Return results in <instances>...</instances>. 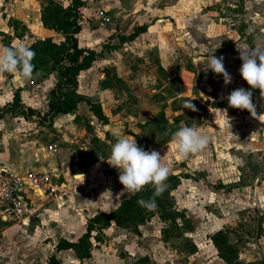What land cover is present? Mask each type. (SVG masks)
<instances>
[{"label":"rangeland","instance_id":"374dc122","mask_svg":"<svg viewBox=\"0 0 264 264\" xmlns=\"http://www.w3.org/2000/svg\"><path fill=\"white\" fill-rule=\"evenodd\" d=\"M5 1L18 19L7 18V12L0 14V46L23 44L28 48L37 41L35 38L45 34L40 21H36L38 13L71 0ZM99 11L111 16L109 38L115 39L116 44L122 45L138 36L135 32L143 31L142 28L146 35L152 25L151 34L160 38L164 44L161 46L171 47L168 73L161 69L158 60L129 53L133 73L128 72L132 80L128 88H133V93L130 89L125 92L127 85L113 68L98 71L102 76L97 86L88 82L85 74L81 80L83 88L88 90L96 87L117 90L114 96L117 101L113 105L108 100L105 103L111 119L117 114L120 120L142 115L143 124L132 123L130 128L125 122L113 134L134 137L145 151L159 152L163 157L161 163L170 169L169 176H179L177 188L169 191L167 199L168 208L177 212L178 218L174 223L163 220L158 207L150 210V214L140 205L144 210L130 215L127 230L114 224L108 228L102 224L94 226L88 258L78 259L72 250L57 252L59 241H76L95 215L114 212L133 194L123 190L119 171L99 159L73 180L68 175L74 171L68 169L61 183L68 181L69 188L82 181V175L88 177L81 192L70 196L63 206H57L54 201L45 204L43 208L52 211L48 213L52 222L46 224L49 217L40 210L43 230L36 229L35 222L29 228L12 222L0 228V264H46L50 256L59 264H224L210 241L217 231L228 233L230 241L237 246L238 264H264V99L259 89L252 90L258 119L247 110L229 107L226 99L234 89L250 90L239 74L242 61L238 50L264 48V0H106L104 5L88 0L78 11V21L83 32L86 30L77 37L82 47L89 37L88 31L100 27L95 19ZM23 14L39 28L24 23ZM58 39L53 33L52 40ZM147 41L145 38L143 44ZM212 55L224 58V67L232 77L227 86L222 75L211 70L205 73L199 64ZM149 65L157 69L154 74L138 72ZM54 73L58 78L56 72L45 70L22 81L25 88H48L55 84V77H49ZM45 77L50 82L41 87ZM20 81L4 73L0 75V88H18ZM182 88L187 89L186 93ZM121 92L126 93L122 99ZM41 93L44 95L45 89ZM189 100L197 111L184 107ZM7 122H0V145L15 167L30 166L36 170L34 162L41 154L8 139L19 131L14 132L15 126ZM74 123L76 129L68 117H59L51 121L50 127L35 119L25 126L38 129L50 139L52 145L48 147L66 150L72 165L78 166V160L86 154L107 159L117 138L100 127L94 131L89 120L78 116ZM42 125L44 128L40 129ZM184 126H195L208 136L209 143L204 150L179 159L171 136Z\"/></svg>","mask_w":264,"mask_h":264},{"label":"crops","instance_id":"0c3cea01","mask_svg":"<svg viewBox=\"0 0 264 264\" xmlns=\"http://www.w3.org/2000/svg\"><path fill=\"white\" fill-rule=\"evenodd\" d=\"M105 1L106 0H95L92 2H94V4L103 3L104 5ZM0 3H1L0 4V14L7 12V18L12 17L15 19L16 17L13 15L14 11L12 12L11 10H9V8H7L8 2H6L5 0H1ZM70 3L65 4V5L59 3L58 5L66 9L67 7H69ZM38 17L39 19L41 18V12L38 13ZM21 18H22V21H24V23L32 25L35 28H39L38 25L32 24L33 22L30 21V18L27 14H23ZM39 19L36 21L37 22L40 21V25H41L40 29L43 30V33L45 34L44 36L40 35V37L35 38L37 39V41L38 40L43 41L45 39L52 40L53 33H56V36L59 37L58 40H52L54 43L59 44L60 42L63 41V35L61 33L55 32L54 30L47 29L46 27L43 26L41 20ZM95 19L97 20V15ZM1 20H4V19L1 17ZM111 24L108 26H101L99 24L100 27L98 29L96 30L93 29V30L88 31L89 37H87L84 40L83 47L85 48H83L80 45L81 40L80 42L78 41L79 48L93 50L95 52H101V54L95 58L94 64L90 69L83 71L79 74L77 94L88 99L92 103L99 104L101 108L103 109L104 116L107 118V121H108L107 124L103 126L98 124V122L96 121L97 119H95V117H93V115L91 114L89 107L83 102L77 105L76 110L72 114L58 115L54 119L59 118V117H68L72 128L76 129V124L74 123V120L76 116H78L82 120L83 119L89 120V124L94 128V131H98V128L100 127V129H102L106 133L108 132L109 135L111 136L113 135V138L115 139V138H118V136H120V135L113 134V133H118L117 128L119 125L127 122L129 127L132 128L131 126L132 123L136 124L137 122H139L140 124H143L144 120L142 118V115L139 114V117H137V119L135 116L134 117L128 116L126 119L120 120L121 116L120 114H117L111 119L109 117L110 116L109 109L107 108L105 103H106V100H108L109 102H111V105H113L114 101L115 102L117 101L116 98L114 99V96L116 95L117 90L109 89V88L102 90L97 87L91 88V90H88L87 88H83L82 80H81L82 75L85 74L84 78L87 79L88 82H92V84L96 83V86H97L100 83V81H98V78L102 76L101 73L97 74L98 71L103 70V68H107V67L113 68L115 73L117 74L116 76L127 85V90H125V92H128V89H130V93H133L134 92L133 88H128L131 86V83H132L131 82L132 80L130 79L129 73H128V72H131V69L129 67V65H131V60L129 59V53H134L135 55H139V56L143 55L144 57H147L151 61L158 60L159 64L162 67L161 69H163V71H165L166 73H168L170 70L169 69L170 61L168 60H171L170 58H172V53H171L170 46L166 45L162 47L161 45H164V44L163 42H161L160 38L155 37L156 35L151 34L154 29V26L152 25H149V27L147 28L146 35L144 34V28H142L143 31L139 30L135 32L136 35L138 34V36L134 37L133 39H130L129 41L121 45L120 43L116 44L114 41L115 39L109 38V35H112V32H109L111 31V28H110ZM6 29H10V28L6 26ZM83 33H86V30H84L83 32L82 27H81V31L78 35H81ZM78 35L76 37H78ZM61 37H62V40L60 41ZM144 37L148 39V41L145 43L146 45L143 44V41L145 39ZM10 46L12 47V45ZM105 46H109V47H105ZM110 47L112 48L110 49ZM144 71H150L152 74H154L157 71V69L155 67L150 68V65H149L148 68L144 66L143 70H139L138 72L143 74ZM50 76L55 77L53 82H55L56 84L58 78L56 77L55 73L49 75V77ZM49 77L42 78L43 82L40 85L41 87L43 83L50 82ZM19 84L20 85L18 88H10V87L0 88V108L11 103L15 92L17 90H20V100H21L22 106L25 108H31V109L37 110L40 114H44L47 110V105L50 100V91L53 89L55 84L52 86L50 85L48 88H40V87L39 88H25V83L22 80L19 82ZM42 89H45L44 95H42L41 93ZM182 89H183V92L186 93L187 89L186 88H182ZM122 96H126V93L121 92V99H122ZM6 119H11V120L7 122ZM34 119L37 121H41L39 118H34V117L31 119H24L22 116H19L16 118L5 116L4 118L0 119V122L5 121L7 123L13 124L15 126L14 132H16L17 130L19 131L18 134L9 136L8 139L13 140V142L15 141L17 144H19V146L23 144L25 148L30 147L32 148V150L34 151L36 150L37 152H39V154H41L40 156L39 155L37 156V159L34 162V163H37V166H36L37 169L35 168L36 170H33L34 168L30 166L19 167V168L15 167L14 162H12L7 152L5 151L4 147L1 145H0V166L8 170L13 169L14 171L12 170L10 171L20 174V175L24 174L27 171L41 172L44 174H52L55 178V181H57L58 183H61V179L65 178V176L68 175L69 173L68 169L70 167L74 171V173L73 172L72 173L76 174L79 177L81 174L78 173V166H76L75 164L73 165L71 164V158L69 154H66L67 152L65 153L66 150L64 151V149H60L56 146L58 148V152L55 154H52L48 150L49 148L48 146L52 145L49 143L50 139H46L45 136L41 134L38 129L33 130L31 127L30 128L28 127L29 122ZM42 123L43 125L49 126V127L51 125L43 121ZM25 125H28V126H25ZM43 125L40 127V129L44 128ZM115 129L117 130V132H114ZM133 133L136 134L134 131ZM54 155H59V157L55 158ZM41 162L43 164L40 165ZM77 165H79V160H78ZM42 166L45 169L43 168L40 170V167ZM72 173L68 175V178L73 175ZM67 182L68 181L64 180V182L62 183L67 184ZM28 195L30 196V198H32L33 205L35 206L36 209H38L39 211L40 210L44 211L43 213H47V215L48 213L52 212L51 210L43 208L45 207L46 203L48 204V202L53 201L52 197L49 196L48 198H41L36 192H30V191ZM47 217L49 218H47V221L45 222L46 224L50 225L52 222V219L49 215Z\"/></svg>","mask_w":264,"mask_h":264},{"label":"trees","instance_id":"16d2710c","mask_svg":"<svg viewBox=\"0 0 264 264\" xmlns=\"http://www.w3.org/2000/svg\"><path fill=\"white\" fill-rule=\"evenodd\" d=\"M86 1L88 0H71L69 7L66 9L52 4V8L42 10L40 20L43 26L49 30L61 33L63 41L56 44L51 39L38 40L28 47L35 53L31 61L34 65L33 73L48 70L51 73L56 72L58 76L56 84L50 91V100L46 112L40 114L37 110L23 107L20 100V90H17L13 95L12 102L0 108V119L5 116L11 118L22 116L24 119L34 117L50 124L58 115L72 114L76 110L77 105L83 102L89 107L90 112L99 123L103 125L107 123L100 105L94 104L77 94L79 74L90 69L94 64L95 58L101 54V52L78 47L76 36L81 31L78 11L85 6ZM7 47L11 48L10 45H7ZM99 159L93 154L84 155L79 160L78 173L84 174ZM179 179V176H168L165 181L166 189L162 194L158 195L164 197V199L155 200L156 207L161 210V219L169 220L173 223L178 218V213L168 208L167 199L169 191L171 192L177 188ZM153 194L154 188L148 185L143 191L132 194L128 199L123 200L114 212L95 215L87 224L86 231L80 238L74 242L59 241L56 245V251L72 250L78 259L88 258L90 256L89 239L94 226L102 224L105 228H108L114 224L116 227L127 230L130 227L127 225L130 223V215H134L136 211L143 209L140 208L138 201L153 198ZM146 211L152 214V211L148 209ZM2 226H5V223L0 221V228ZM210 241L217 252L218 258L224 264H238L237 246L230 241L228 233L217 231L210 236ZM46 264H59V262L54 256H50Z\"/></svg>","mask_w":264,"mask_h":264},{"label":"clouds","instance_id":"9594fccd","mask_svg":"<svg viewBox=\"0 0 264 264\" xmlns=\"http://www.w3.org/2000/svg\"><path fill=\"white\" fill-rule=\"evenodd\" d=\"M238 51L242 61L239 74L249 85L250 90L244 88L232 90L226 97L228 106L247 110L253 118L258 119L252 90L259 89L260 97L264 99V48ZM34 56L35 53L23 44L11 48L0 46V75L8 73L16 79H30L34 70V65L31 63ZM223 59L222 56L217 58L212 55L199 64L202 65L205 73L211 70L214 74L222 75L224 84L227 86L232 82V77L225 69ZM191 101H186L184 107L197 111ZM171 140L177 149L179 159L204 150L209 143L208 136L198 131L195 126L179 128L172 133ZM162 158L155 150L145 151L139 147L134 137L123 135L118 136L117 141L111 145V153L107 159L100 157L102 161L106 160L111 167L119 171V182L123 185V190L135 194L143 191L148 185L154 188L153 198L138 201L148 210L156 207L155 196L162 194L166 189L165 181L170 174V169L161 163Z\"/></svg>","mask_w":264,"mask_h":264},{"label":"built area","instance_id":"2783aa9c","mask_svg":"<svg viewBox=\"0 0 264 264\" xmlns=\"http://www.w3.org/2000/svg\"><path fill=\"white\" fill-rule=\"evenodd\" d=\"M97 20L101 26L112 23L109 15L103 11L97 13ZM48 150L55 154L57 147L50 146ZM80 177V176H79ZM72 175L70 179L79 178ZM83 180L69 188L66 183H58L52 174L27 171L20 175L0 166V220L5 223H16L25 228L35 222V228L43 230V215L35 208L30 198V192H36L41 198L52 197L57 206H63L67 199L81 192L87 175Z\"/></svg>","mask_w":264,"mask_h":264},{"label":"water","instance_id":"95a60500","mask_svg":"<svg viewBox=\"0 0 264 264\" xmlns=\"http://www.w3.org/2000/svg\"><path fill=\"white\" fill-rule=\"evenodd\" d=\"M258 108H260V109L262 108V105H261L260 101L258 102Z\"/></svg>","mask_w":264,"mask_h":264}]
</instances>
